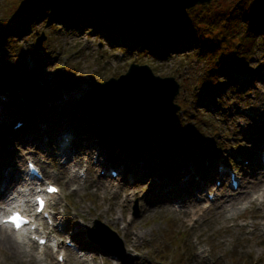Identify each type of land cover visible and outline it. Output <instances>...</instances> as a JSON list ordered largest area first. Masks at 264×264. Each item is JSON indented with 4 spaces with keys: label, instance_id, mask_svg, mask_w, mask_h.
<instances>
[{
    "label": "rangeland",
    "instance_id": "obj_1",
    "mask_svg": "<svg viewBox=\"0 0 264 264\" xmlns=\"http://www.w3.org/2000/svg\"><path fill=\"white\" fill-rule=\"evenodd\" d=\"M238 1L212 0L203 5L212 4L214 10H218L217 7L220 6L222 14L237 5ZM14 4V0H0V20L10 15ZM48 19V12L37 20L34 16V20L30 21L29 33L26 31L14 39L11 37L19 49L10 48V53L6 48V56L0 52V70H3L1 80L7 76H13L17 80L13 90L4 85L2 89H5L0 91V98L3 97L5 101L0 103V142L8 147V152L4 151V162L1 161L3 166L0 168H10L11 162L14 170L19 172L16 177L14 171L12 172L15 182L10 192L19 188V183L25 178V162L28 160L43 168L42 175H45L46 183H52L59 188L60 195L49 204L55 213V225L60 217H64L69 227H78L72 234L59 228L51 231V234L62 235L66 243L74 245L73 250L66 247V243L60 248L66 256L67 264L71 263L73 257L80 256H86L89 260L95 257V264H264V211L259 205L262 198H258L262 197V191L255 193L251 198L255 202L239 205L233 217H229V213L219 212L215 208L217 201L212 202L214 205L206 210L204 208L210 203L206 198L207 194L212 195V199H219L232 192L227 186L229 179L225 184L223 182L217 186V179L213 176L210 184L203 189L202 196L194 198L201 213L195 217L196 220L171 211L178 205L169 203V206L165 207L163 202L166 199L152 191L156 184L154 182H159L163 176L161 179L165 181L168 178L178 179L174 176V167L180 166L181 170L184 166L190 171L194 166L196 172L201 173L206 165L203 157L214 149H217V155L223 156L229 173L235 174L239 184L237 191L245 188L242 179L247 174L246 168L241 167L243 161L240 158H235V155L229 158V154L241 153L250 156L255 153L257 167L264 171L260 161L262 151L257 148L264 141V31L255 38L256 46L247 64L249 74L243 72L235 75L237 78L241 77L242 84L247 78L246 75H254L247 78L249 84L239 93L240 91L237 92L230 85L234 77L221 79L219 91L213 92L215 103H220L217 105L210 101L213 98L210 99L209 92H204L201 84V79L205 78L208 69V59L204 54L209 47V50H212L205 42H198L200 48H188L182 53L169 54L167 59H158L137 50L139 44L135 45L131 53H127L122 45H110L104 37L88 32L91 30L89 28L84 31L73 30L61 20L53 24L52 21L47 23ZM218 24L225 27L224 24L227 23L222 20ZM227 26L230 30L231 24ZM233 28L235 33L238 31L243 34L246 25L239 22ZM40 40L42 41L38 46L35 42ZM133 64L147 66L156 76L173 78L178 84V92L173 100V104L179 108L178 111L169 120H164L165 114L171 112L169 108L162 115V120L146 127L145 131H153L165 123L159 132L143 140L144 149L135 148L131 143L141 134L137 136L135 133L139 128L124 136L123 143L115 138L108 137L107 140L103 138V134L102 137L96 138L85 131L86 140H94L100 148L98 159L103 163V167L96 166L95 156L91 157L83 150L75 154L74 149H71L73 155L66 160H60V155L55 156L53 151L57 146L54 138L61 132L54 133L53 130L58 126L64 125L65 129L70 126L74 130V122L79 126L80 121H90L98 126L102 133L105 131L96 122L106 117L102 115L103 111L99 112V109H105L103 101L100 103L98 97L95 98L96 113H90L96 117L94 121L92 116L86 113L89 111V94L97 85L118 79ZM23 82H28L29 86L22 88ZM38 86L46 93L44 97L34 92L39 89ZM26 87L32 91H28ZM52 92L57 95L51 94ZM222 96H226L225 100L218 101V97L221 99ZM39 98L44 102L40 108L33 103ZM10 100L12 103L16 101L17 109L11 107L13 104L11 105ZM137 102L139 101L131 104L133 111ZM24 113L28 114L26 124L32 121L35 124L30 136L32 141L29 143L26 142V136L29 131L27 126L30 125H22L23 129L20 127L11 131L12 127L23 120ZM178 122L191 130H198L201 134V137L198 136L201 144L198 147L192 146L194 150H190V146L187 148L186 143L178 142L175 146L169 139L168 142L165 139L168 133L163 129ZM47 123L49 130L39 128L41 124ZM47 132H51L48 141L44 138ZM76 133L81 134L77 131ZM68 134L64 132L56 137L59 138V143H64ZM133 134L136 138L132 137ZM121 166L135 175L127 176V172L122 175L119 171ZM211 166L215 169V164ZM112 170H118L120 175L118 173L112 178ZM70 171V174H77L76 181L71 180L68 173ZM253 171L246 177L249 181L253 179V182L258 178V186L264 190L261 174L251 173ZM211 188L217 190L209 194ZM125 195L127 196L124 197ZM167 201L169 200L165 202ZM60 209L65 214L62 215ZM120 217L122 221L117 220ZM124 226L128 234L126 236L122 230ZM140 234L144 240H136L134 251L129 253L134 257L131 261L129 255L123 254L126 248L130 247L128 242L133 243V235L141 237ZM75 236L79 239L78 242L73 241ZM30 244L31 248H23L27 253L16 249V254L0 245V264H35L36 257L45 259L49 264H60L55 259L56 254L48 253L49 250L44 249L40 252L34 243ZM201 250L204 252L199 255Z\"/></svg>",
    "mask_w": 264,
    "mask_h": 264
},
{
    "label": "trees",
    "instance_id": "obj_2",
    "mask_svg": "<svg viewBox=\"0 0 264 264\" xmlns=\"http://www.w3.org/2000/svg\"><path fill=\"white\" fill-rule=\"evenodd\" d=\"M14 1L15 4L12 6L14 10L8 17H3L0 20L1 55L6 56L3 50L6 45L9 46V51L10 48L12 50L19 49L11 37L14 39L15 36H19L25 33L27 29H31L30 21L34 20V16L37 20L47 12L49 14L47 23L52 21L51 23L54 24L61 20L65 26L69 25L74 30L89 28L95 35L107 39L110 45H122L127 53H131L135 45L139 44V51L145 54L149 53L158 59H167L169 54L182 53L188 48H200L199 43L204 44L203 42H205L208 47H212V50L210 51L209 47L204 54L208 59L206 60L208 61V69L205 78L201 79V84L205 90L204 92H209L210 99L213 98L210 101H214V103L213 92L219 91V87L222 84L221 79L228 80L237 73L247 72L249 74L250 71L247 70V64L249 63V56L252 54L254 46H256L255 38H257V34L264 31V4L255 0H245L246 2L239 0L237 5L230 7L227 11H223L222 14H220V6L217 7L215 5L218 10H214V5L209 4L190 10L172 12L154 22L146 19H125L120 15H115L106 8L86 0ZM222 20L227 23L224 24L225 27H221L218 24ZM239 22L246 25V30L243 34L238 31L235 33V28H233ZM229 23L231 24L230 30L227 26ZM238 40L239 42H236ZM33 74L34 72L31 77H33ZM4 80L7 87L10 89L16 88L17 80L13 76H9ZM233 80L234 82L230 80L231 87L241 93L245 89L244 84L246 82L243 84L237 82L235 77ZM27 83L23 82L21 87H28L29 84ZM41 89L39 87L34 92L38 93L40 97H44L46 93ZM27 90L32 91L29 88ZM223 100H225L223 96L221 99L218 97V101L222 102ZM127 101L122 102L125 103ZM34 103L40 108L44 102L43 99L39 98L35 99ZM215 104L219 105L220 103L216 102ZM126 107H130V103ZM146 109L147 107L144 108L142 106L138 108L142 112L146 111ZM85 123V130L89 131L93 136L102 137L99 127L91 122L84 121ZM164 130L168 133L165 135L167 142L169 139L170 143L175 144V146L179 144L178 142H182V144L186 143L187 148L190 146V150H194L192 146L197 145L198 147L201 144V141H198V136L201 137L199 131L194 128L191 130L183 126L181 122L173 124V126L167 125ZM131 143L135 148L144 149L143 143L145 142H143L141 134ZM216 152V149L211 150L207 152L209 154L207 156L212 158Z\"/></svg>",
    "mask_w": 264,
    "mask_h": 264
},
{
    "label": "bare ground",
    "instance_id": "obj_3",
    "mask_svg": "<svg viewBox=\"0 0 264 264\" xmlns=\"http://www.w3.org/2000/svg\"><path fill=\"white\" fill-rule=\"evenodd\" d=\"M104 1H106V0H104ZM175 3H176V1H175ZM175 3H173V4H175ZM166 6H168V5H166ZM126 9H128V8H126ZM181 11H183V10H181ZM168 14H165V15H168ZM27 33H29V29H27ZM244 82H246V84H244V87L247 84H249V80H244ZM134 97L135 96L132 95V97L128 101H127V98L124 96H119L116 99L105 98L102 103L104 104V108H105L104 110L106 112H105V114H102V115H104L106 117H103L102 121L97 120L96 122L99 123L100 125H102L104 129H107V131L109 133L116 135L119 139L123 140L124 136L129 135L132 132H135V130H137L138 128L139 129L136 132H138L140 130L144 131L146 129V127L149 126V124H155L158 121L162 120V115L165 112L161 109H154L153 110L150 106H147L148 109L150 110L148 114L146 113V111H144V112L138 111V108L140 106L144 107L145 101L147 102V99L144 98V96H143L144 100L142 102L139 101V102H137V104L135 103V105H134L135 110L134 111L132 109H130L132 102H136ZM224 98H226V96H224ZM122 101H127V102L123 103ZM128 103H130V107H126ZM92 105H93V101H92ZM96 105H97V103L94 100L95 110H96ZM0 109H1V106H0ZM102 111H103V109H99L100 113H102ZM22 122H23L22 125H25L27 120H22ZM26 125H30V124H26ZM27 127H29V126H27ZM64 127H65L64 125H60L55 130H53L54 133H56V132L57 133L67 132L70 134V135L68 134V138H69L68 140L69 141H67L66 145L64 144L65 145L64 147H60L57 145L59 143V138L57 139L56 137L60 136L61 133L55 135L54 141H55V144L57 146V148L53 151L55 156L60 155L61 156L60 160H66L67 158H69L73 155V153L71 152V149H74L75 154H77L78 152L81 153L83 150L89 156H91V157L95 156L96 166L103 167V163L98 159V151H101V150L96 145V143L92 140H86L87 135L85 136V134L76 133L73 129H71L70 126L67 129H65ZM39 128H41V130H46V131H47V128H48V130L50 129L48 123L45 125L41 124V126ZM18 129H20V128H18ZM28 129H29V131H28L29 136L28 135L26 136V142L29 143L32 141V137H30V136H31L32 131H34V127H29ZM49 134H51V132H47V136L44 137L47 139V141L49 140V137H50ZM134 134L132 135V137H135ZM53 137H54V135H53ZM257 148L260 149L261 151H263L264 150V141H262ZM4 149H6L5 146H4ZM216 151H217V149H216ZM21 152H23V151L21 150ZM96 152H97V154H96ZM233 152H235V151H233ZM238 154L239 155H235V158H240V160L243 161V164L241 167L246 168V173H247L246 176L248 175V173L250 171H253V169H254V171L251 173L255 172L258 175L261 174L260 177H262V183L264 184V171H260L259 168L257 167V159H256L255 153L250 154V156L249 155H242L241 153H238ZM121 158L124 160V158L122 156H121ZM130 161H129L130 166H132L133 165L132 160H130ZM204 161H205L206 165L201 170V173L200 172L197 173L194 166H192V169L190 171L187 170L186 168H184V166H182V169L179 170V167H180L179 166V167L173 168L175 171L174 176L178 178L177 180H173V178H171V179L168 178V180L165 181L164 179H161L164 177L163 176L159 179L160 180L159 182H156V181L154 182L156 184L154 185V187L152 189L153 193H155L156 195L162 196L163 199L169 200L167 202H165L166 200L163 202L165 207H168L169 203L177 204L178 207L175 209H171V211H174L175 213H178V214H185L186 216H190L191 217L190 219L196 220L195 217H197V215L201 214V213H200V210H198V208H197L199 205H198V203H196L194 201V198H196L198 196H202V194L204 192L203 189L210 184V179L213 178V176L215 179H219V180L223 181L224 182L223 184H225L228 181V174H227V169L224 165L223 156H218L217 154H214L213 158H205ZM244 161H246V162H244ZM214 164H215V168L220 166L221 170L213 169V167L211 165H214ZM9 166H10V170L7 172V175L5 178H3L4 168H2V169L0 168V185H2V186H0V201L2 200V202H4L3 205H2V202L0 203V213L4 212L5 209L7 208V204H5V203L7 201L12 200L16 196L18 197V200H19L18 202L24 201L25 204L30 205L29 193H31L33 191V189H26L25 183H27L28 181H25L24 183L21 184L20 190H17V188H16L15 190L13 189L10 192V190L12 189L13 184L15 182L14 177H12V175H13V173H15L17 171L14 170V166L11 165V162H10ZM0 167H1V164H0ZM121 167L122 168H120L119 171L121 172L122 175L126 174V172H127V174H126L127 176H131V175L134 176L135 175V173H133L132 171L129 172L126 170L127 164H126V167H124V166H121ZM236 167H238V166H236ZM62 169L64 170V167ZM42 170H43V168L41 167V171ZM42 172L44 173V170ZM86 172H87V169H85V173ZM170 172H172V171H170ZM68 173L71 176V180H73V181L77 180V177H78L77 174H70V173H72V171H70ZM16 174L18 176L19 172L15 173V176H16ZM246 176L242 179V183L244 182L243 185H245V188L242 187L241 188L242 190L240 189L238 191L232 190L231 193H228V195H225L224 197L221 196L219 199L217 197H215L214 200L217 201V203L215 204V208L219 212L229 213L230 214L229 217H233V215L236 214L235 212H236L237 207L239 205H241L245 202L246 203L255 202L251 198L253 197V195H255V193H258L260 191H262L261 192L262 197L259 196L258 198H262L263 201L261 200L259 205H260V209H262L264 211V190H261V188L258 186L260 180L257 178L255 182H253L254 181L253 179H251L249 181V179ZM142 177H144V176H142ZM3 179H5L4 182H3ZM29 183L32 184L31 182H29ZM36 188L37 187H35V190H36ZM73 190H75V189H73ZM209 191H210L209 193H211L212 191H216V189L211 188V189H209ZM58 195H60V192L57 195H53L50 198V201L55 199L56 196H58ZM126 196L127 195H125L124 197H126ZM50 201H49V203H50ZM213 203H209V205L204 209L208 210L209 206L211 207L212 205H214ZM117 220L122 221V218L120 217ZM36 224L38 226V231H40L41 224H39V222H37ZM192 225H194V224H192ZM56 226L60 230L71 232V234L76 229H78V227L76 225L69 227V225L66 224L65 219H61V221ZM47 229L48 230L45 231V233H46V236L49 238L50 237V231H49V228H47ZM122 230L124 232V236L128 235L126 232V226L122 227ZM140 235H141V237H137L136 235H133V239H132L133 243H131L130 241L128 242L130 247H127L124 254H123V256L129 255L131 261L134 257H132V255H130L129 253H130V251L131 252L134 251V246H135L136 240L138 238L140 240H144L142 237V234H140ZM20 237H21V234H17V237H12L4 229H2V227H0V245L6 247L7 249H10L15 254L18 253L16 249H19L21 251L24 248L25 243L22 241H19ZM78 240L79 239L75 236L73 241L78 242ZM48 241H49V245L52 248V250H53L54 243L57 247L62 244L61 239H57L55 237H50ZM141 242H143V241H141ZM29 245H30V242H28V247H29ZM23 251L26 252L25 250H23ZM203 252L204 251L201 250L199 252V255L203 254ZM134 254H138V253L134 252ZM27 255L32 257L31 254H27ZM34 263L35 264H49V263H47L46 260H44L42 258H35ZM95 263H96L95 257H93L89 260L88 257H86V256H80V257H73L71 259L70 264H95ZM62 264H67L66 260H64L62 262Z\"/></svg>",
    "mask_w": 264,
    "mask_h": 264
},
{
    "label": "water",
    "instance_id": "obj_4",
    "mask_svg": "<svg viewBox=\"0 0 264 264\" xmlns=\"http://www.w3.org/2000/svg\"><path fill=\"white\" fill-rule=\"evenodd\" d=\"M86 1L102 6L103 8H106L115 15H120L125 19H146L149 21H155L161 18L162 16H164L165 14L181 11V10H187L196 5L208 4L212 0H170V1L169 0H106V1L86 0ZM255 1L264 4V0H255ZM41 41L42 40L38 42L39 45L41 44ZM177 92H178V84H176L173 78H168V77L162 78L156 76L147 66L144 65L140 66L133 64L128 68L127 72L121 75L118 79L110 80L103 84H99L97 85V87H94L92 89L90 95L91 112L96 113L94 100L97 97H98V102L101 103L105 98L116 99L119 96H124L127 98V100H129L132 97V95H134L135 101L142 102L144 98H146L147 102L145 101L144 106H150L152 109L153 108L161 109V110L164 109L165 112L166 110L171 108L170 114H165L164 116L165 118L164 120H167L172 114L177 112L179 109L177 105L173 104V100ZM92 101H93V105H92ZM163 124L164 122L161 125ZM160 126L156 128V131H158L157 129H159Z\"/></svg>",
    "mask_w": 264,
    "mask_h": 264
},
{
    "label": "snow or ice",
    "instance_id": "obj_5",
    "mask_svg": "<svg viewBox=\"0 0 264 264\" xmlns=\"http://www.w3.org/2000/svg\"><path fill=\"white\" fill-rule=\"evenodd\" d=\"M49 193H55L58 191L57 188L49 186L46 189ZM37 211H43V207H44V201L42 199H40L39 197L37 198ZM5 223H12L14 225V227L19 230V228L23 225L27 223V220L23 217L20 216L19 213H13L11 217H9L6 221H4ZM41 243H43V241H41Z\"/></svg>",
    "mask_w": 264,
    "mask_h": 264
}]
</instances>
